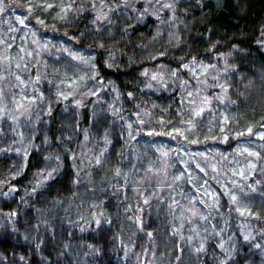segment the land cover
Returning <instances> with one entry per match:
<instances>
[{"label":"rangeland","instance_id":"1","mask_svg":"<svg viewBox=\"0 0 264 264\" xmlns=\"http://www.w3.org/2000/svg\"><path fill=\"white\" fill-rule=\"evenodd\" d=\"M104 1L0 0V156L14 162L13 178L33 156L35 177L27 190L36 193L30 201L26 192L1 221L16 240L44 248V264H96L119 246L123 258L138 257L137 234L145 237L142 256L153 264H264V204L256 193L264 186V66L254 70L253 95L233 102L223 95L232 88L225 58L221 65L193 60L180 71L187 77L148 70L146 90L176 91L177 121L165 128L138 105H127L121 117L117 91L95 77L85 54L48 38L80 17L98 29L110 17L111 10H101ZM143 1V12L162 20L180 0ZM137 3L119 0L112 9L139 16ZM260 36L264 42V25ZM77 93L97 102L92 124L98 141L107 135L102 116L108 110L120 115L130 141L145 136L146 142L127 150L112 174L101 163L92 173L94 192L80 177L75 193L59 196L49 188L61 160L47 136V117L53 100L61 104L58 116L70 111L64 101ZM65 120L55 148L73 139ZM223 170L255 176L247 184ZM12 180L4 181L5 194L15 188ZM145 183L152 189H142Z\"/></svg>","mask_w":264,"mask_h":264},{"label":"trees","instance_id":"2","mask_svg":"<svg viewBox=\"0 0 264 264\" xmlns=\"http://www.w3.org/2000/svg\"><path fill=\"white\" fill-rule=\"evenodd\" d=\"M116 1L119 2L105 0L102 4L101 10L104 14L105 10L111 12L109 19L98 29L92 30L88 18L80 17L64 27L60 26L59 34L48 38L58 43L61 40L69 42L72 47L79 48L85 54L94 67L95 77L102 83H109L117 91L116 100L124 111L121 117L124 116L127 105H138L142 111L147 109L152 112L154 119L162 121L165 128L177 121L176 91L167 94L155 86L154 91L146 90L144 74L148 70H160L169 74L180 72L183 71L184 65L193 60L208 64L217 61L221 65V60L226 59L232 85L229 90L231 93L223 94L228 102H233L235 98L245 100L250 94L253 95L252 91L248 94V87L253 85L254 70L264 66V42L260 36L264 25V0H180L173 4L172 14L165 13L162 20L143 12V0H138L136 4L138 11L142 12L139 16L135 12L133 15L129 9L114 12L112 7ZM172 9H169L170 12ZM106 13L108 14V11ZM180 73L187 77V74ZM216 90L220 92L219 89ZM213 92L216 93L211 90L208 94L212 95ZM143 102H146L147 106H142ZM51 103V111L47 117V136L51 137V148L57 149L58 158L61 160L49 187L56 195L75 193V180L80 177L86 181L88 192H94L96 180L92 173L101 163L105 161L106 171L112 174L113 166L123 163L124 158L128 156L125 153L127 150L133 148L134 151L143 147L142 144L146 142L145 136L130 141L122 123L117 122L121 120L120 115L108 110H104L106 115L102 116L107 135L104 140L98 141L92 124L97 102L91 96L77 93L74 98L66 99L63 106L66 105L70 111L64 108V111L59 113L60 116L57 113L61 104L59 105L57 100ZM64 118L70 123L67 131L73 139L66 145L61 144L55 148L58 137L61 140L59 130ZM135 126L138 127L137 124ZM25 161L22 173L13 178L11 169L14 162L7 155L0 156V217L3 211H12L26 192L28 195L25 197L30 201L33 200L34 194L36 195L27 190L32 188L35 177L33 156L30 155ZM224 172L232 179L238 178L247 184L255 176L247 177L244 173L240 175L238 170ZM6 179H13L11 182L15 186L10 194L4 193L6 187L3 183ZM145 188L152 189L148 183L142 189ZM117 190L121 191V188L117 187L115 191ZM256 193L259 202L264 204V186ZM137 199L136 201L141 203L139 196ZM159 222L163 225L165 223L163 220ZM165 232L166 229L164 237L167 235ZM15 237L11 226L3 223L0 218V264H44V248L34 249L30 243L18 241ZM133 244L135 250H139L138 257L134 253H127V259L123 258L124 252L119 246L118 250L113 248L112 253H107L102 258L104 260L96 259V264H153L142 256V248L146 247L145 237L137 234ZM70 262L60 260L59 264Z\"/></svg>","mask_w":264,"mask_h":264}]
</instances>
